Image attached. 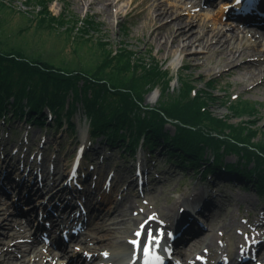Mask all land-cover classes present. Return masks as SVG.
Returning <instances> with one entry per match:
<instances>
[{"label": "rangeland", "instance_id": "374dc122", "mask_svg": "<svg viewBox=\"0 0 264 264\" xmlns=\"http://www.w3.org/2000/svg\"><path fill=\"white\" fill-rule=\"evenodd\" d=\"M3 1L11 9L0 12V21L3 22V33L10 43H19L23 39L28 44L27 48L29 49L26 50L27 53L34 55V52H39V56L45 60L50 58V61H54V64L61 68H64L58 62L61 60L70 64L71 68L82 66L83 63L89 61V58L92 56H90L92 52L89 51V48L86 49L84 47L82 51H78L75 54L72 51L74 45H66L62 35H33V23L29 21V18L33 14L31 5H24L23 0ZM161 1L162 4L160 7H168V4L173 3L175 0ZM204 1H207L208 4H205ZM209 1L212 0H185L188 3L175 7L174 13L171 16L179 14L183 19H189V26L195 29H198V24L201 20H204L207 31L212 29L213 25L219 21L222 24L220 32L222 34L227 33L229 26L235 25V23L227 10H221L225 1L220 0L215 3L212 2V4ZM128 2L129 6L126 5ZM146 3H148L146 0H120L114 5L111 11V8H105L101 4H95L93 8H87L80 0H52L48 4V8L56 15L64 12L71 17H91L96 23L97 28L95 31L93 30L92 37L94 39L101 37L111 48L118 45H125L135 51L137 56L148 58V55L152 54L156 60L165 62L171 74L176 75L182 72L188 78L193 79L195 87L197 88L202 87L201 82L203 80L212 79L213 89L211 91L221 97L210 104V110L216 116L227 115L230 123H236L240 119L227 113L226 107L221 104L223 97L229 96L233 100L241 98L256 103V111L251 119L254 124L251 126L264 131V84L254 86L259 81L258 76L253 80V78H250L241 69L228 72V66L220 56L207 52V50L197 46L195 43L185 44L182 40L181 44H185L186 50L181 51L179 48L171 47L170 49L172 51H168L166 49L170 45L168 42L165 44L163 39L160 38V35L157 37V40L151 39L147 29L143 27V21L140 18L143 13L139 11ZM149 15H151V12H149ZM243 18L240 20H243L244 23L238 24V27L245 26L251 31L256 28L252 25L254 23ZM216 27H219V25L216 24ZM20 30L23 31L21 35L18 34ZM262 30L264 31V29ZM256 40L259 43L256 47L264 49L263 38L257 39L253 35L248 36L246 33L233 41L236 46L240 47L247 46ZM228 41L231 40L229 39ZM170 86L173 88L177 86L175 78L170 81ZM150 94H155L156 103L159 97L158 90L154 89ZM155 103L150 104L145 99V104L148 106H155ZM78 110L79 113L77 112L74 117L76 131L73 133L68 130L67 125L63 127L52 125L56 124L53 120L49 122L52 127L44 130L38 125H32L34 123L29 122V124H26V121L14 118L12 115L8 116L7 122H5L3 117H0V170L2 169V165H7L2 175L5 172H10L12 179L11 182L8 180L6 182L9 193L5 196L0 194V208L2 207L5 210L2 217H0V248L3 249L6 245L12 246L13 244H18V249L21 252L26 248V245L32 244V233H35L42 240L41 225L38 227V222L41 209L43 211L45 207L44 203L40 206L41 203L36 202L41 199L40 196H46L50 193L47 197H56V202L60 203L61 206L59 207V211L57 210L56 215H61L64 211L62 207H66V205L61 201V196L56 195L64 193V190L68 186L73 187L72 184H76L77 188L83 187L82 193L79 194V199H73L74 203H80V205L88 204V201L92 202L94 198L93 205H98V207L102 206L105 203L104 198H107L113 191V201L104 205L102 210L104 214L110 213V216L114 215L115 208L128 195L132 203V207L129 210L130 212L132 211V214L134 212V217L138 214L145 213L147 218L155 217L157 223H168L169 226L162 230L163 236L169 230L174 231L175 225L182 227L181 223L174 224V221L176 215H182V212L185 210V208H182L183 200H188L190 196L193 198L191 200L195 206H197V203L202 206V214H196V219L199 223L196 220L193 230L183 233L185 236L191 237L192 233L199 230L202 226L204 230L199 232L200 234L198 236L209 232L207 225L208 218H206V215L217 211V216H220L219 220L222 219L228 227L224 231H220L219 235H217L215 243L219 246L220 250L216 248L207 250L206 245H202L192 253L186 252V256H189L185 259L186 264H192L189 263L192 258L201 260L204 264H207L208 260L209 264L215 262L218 255H220L221 259L222 257H227V259L228 257L231 258L236 255L239 247L243 249L248 244L247 242L250 241L253 243L262 242V248H264V198L262 201L260 200L258 192L255 191L254 187L249 186L247 183L239 182L232 177L218 178L212 177L211 174L203 177L199 171L204 169V165L198 168V171H195L191 168H185L180 164L176 165L168 162L169 156L163 153L165 148L161 143L157 144L153 150L137 149L135 156L133 155L132 157H129L127 154L121 156L124 147L120 146L109 149L105 143V138L102 136L94 141L90 139L88 124H86V120L81 113L82 108L80 107ZM44 115L49 118V110L46 109ZM242 118L243 120H248L249 117L245 116ZM167 128L169 135L174 136L175 130L171 126ZM259 137L260 135H258ZM14 140H16L18 145L16 147L18 148L14 145L11 146V142ZM208 156L210 155L208 154ZM16 159H19V161ZM20 159L26 161L29 168L37 170V172L39 171L40 178L37 183V180L35 181V186V177H32L31 173H27L26 169L21 171L22 165ZM173 160L175 159L173 158ZM179 161V159L175 160L177 163ZM76 162L80 163L81 170L79 178L73 179L72 169ZM237 162L238 158L233 155L226 156L223 160L224 165L236 164ZM10 163L11 166L16 167L12 168L8 166ZM140 169L143 171L141 178H139ZM60 174L64 175V178ZM86 175L87 180L85 181ZM1 177L0 192H3L1 189ZM17 178L20 179L21 184H24L22 189H24L23 192L25 194L22 193L20 199L25 198L26 194H28V197L33 193L36 195L33 205L34 209L31 203L26 204L24 201L18 199L19 197L15 201V193L11 186L13 184L14 186L17 185ZM98 179H100L99 191L93 194V198L90 199L89 193L93 191ZM42 182L44 183V187L40 188ZM52 185H55V189L49 192L43 191L44 194H40V191ZM203 192H205L204 195ZM199 193L200 195L198 196L201 197L197 200L194 198V194ZM206 200L209 202L207 203ZM40 201L48 203L44 199ZM11 202H21L23 209L29 212V219L32 220V231L30 230L28 233L13 238L8 236L10 232L8 224L12 223L11 219L16 217L11 212V207L9 206ZM189 202H191L190 199ZM50 204H54V202ZM36 208H38L37 211ZM78 209H80L79 206L77 208L74 207L69 215V210H66L64 211L63 217H53L51 220L48 219V221L49 223H53L56 219L61 221L62 218H66L67 221H76L80 214ZM170 210L172 213H170ZM157 212L160 215H166L167 218L162 220L157 216ZM67 215L71 220L68 219ZM87 215L89 218L92 216L89 212H87ZM189 215L188 213H184L182 215V221ZM17 217L20 226H23L25 217L21 215ZM43 231L46 232L45 230ZM63 233L62 231L59 232L60 235H63ZM67 234L66 232L65 237ZM126 234H123L124 239H126ZM51 238V233L49 232L48 236L43 239L52 242L54 239ZM183 240L185 241L186 238ZM56 242L59 243L57 240ZM43 245H45L44 242ZM178 247L177 250L183 252L184 246L179 245ZM49 248L52 247L49 246ZM83 248L86 249V246L83 245ZM67 251L66 254L69 258H65L63 264L84 263L83 257L84 255L86 256V250L83 252L74 246L73 243H69ZM88 254L91 253L88 252ZM97 254L100 256V253ZM179 257L181 262H184V255L179 254ZM84 260L87 264H92L88 263L86 258ZM52 264H54V261Z\"/></svg>", "mask_w": 264, "mask_h": 264}, {"label": "trees", "instance_id": "16d2710c", "mask_svg": "<svg viewBox=\"0 0 264 264\" xmlns=\"http://www.w3.org/2000/svg\"><path fill=\"white\" fill-rule=\"evenodd\" d=\"M51 1L23 0L32 6V34L62 35L66 45H74L75 54L85 47L92 56L79 67L71 68L62 60L58 62L64 68L58 67L39 52L32 55L28 48L10 43L0 21V117L12 115L51 128L44 115L48 109L56 123L52 125H67L73 133L81 107L90 138L104 137L109 149L124 147L121 156L131 157L139 148L153 150L161 143L168 162L195 171L204 165L199 171L204 177L227 172L264 196V131L251 126L256 103L223 97L227 113L240 119L230 123L227 115L216 116L210 110L221 97L211 91L212 79L197 88L193 79L182 72L171 74L152 54L137 56L125 45L111 48L101 37H92L97 28L91 17L53 14L48 8ZM6 10L11 9L0 0V12ZM19 43L28 45L23 39ZM174 78L175 88L170 86ZM154 89L159 97L155 106H148L145 99ZM245 116L248 120H243ZM168 126L175 130L174 136ZM232 155L238 162L224 165V158Z\"/></svg>", "mask_w": 264, "mask_h": 264}, {"label": "bare ground", "instance_id": "6f19581e", "mask_svg": "<svg viewBox=\"0 0 264 264\" xmlns=\"http://www.w3.org/2000/svg\"><path fill=\"white\" fill-rule=\"evenodd\" d=\"M119 1L120 0H80V2L87 8H93L95 4H101L105 8H111V11L114 5H116ZM146 1H148V3L144 4L139 11L143 13L140 16L141 20L143 21V27L147 29V32L149 33L151 39L157 40V37H159L160 35V38L163 39V42L165 44L168 42L170 44L166 48L168 51H172V49H170L171 47L179 48L181 51H184L186 50L185 44L195 43L197 44V46L207 50V52L214 53L220 56V58L223 59L227 64L228 72H232L236 69H241L245 71L248 76H250V78H253V80L258 76L259 81L256 82L254 86L264 84V49L256 47L259 45L257 40L252 42L251 44H248L247 46L239 45L240 47L236 46L235 42L233 41L234 39L237 40L240 36L245 35V33L248 36L253 35L257 39L263 38L264 40V31L262 29L258 28L251 31L245 26L238 27V24H241V22L235 21V25H230L229 31L222 34L220 32V27H222V24H220L219 21H217V23L213 25L212 29H209L207 31L205 29L206 23L204 20H201L198 24V29H195L189 26V19H183V17L179 14H174L173 16H171L174 13L175 7H178V5L181 4L183 5L188 3L185 2V0H175L176 3H174L175 1L173 2L174 4L169 3L168 7H160V5L162 4L161 0ZM218 1L219 0H212L210 4H212V2L215 3ZM205 4L208 3L205 2ZM126 5L129 6V2L126 3ZM261 5H263V3L259 6ZM226 8L227 5L223 3L221 10H227ZM233 8L235 10H243L247 13L246 7L242 4H236L233 6ZM149 12H151V15H149ZM216 24L219 25V27H216ZM229 39L231 41H228ZM182 40L185 42V44H181ZM12 44H15L16 46H22L24 47V49H26L28 46H25L22 43ZM253 58L255 59L252 60ZM250 60L255 61L252 63L256 64H252ZM155 99V94H150L149 96H147L146 101L150 104H154ZM4 166L5 165L1 166L2 169L0 170V177L2 176L3 169H5L7 165L5 167ZM61 177L64 178V175H61ZM1 180L3 181V176L1 177ZM17 181V185L14 186L13 184L12 186H10L15 193V197H19L18 199H20V195H22V193L25 194L23 192L24 189H22L24 184L20 183L21 181L19 178H17ZM35 181L37 183L39 180L34 179V186L36 184ZM99 187L100 179L97 180L93 191L89 193L90 199L93 198V194L99 191ZM6 189H3L5 192H0V194L5 196L7 194ZM53 189H55V185H52L45 190L40 191V194H44L43 191L49 192ZM74 189V191H76L77 187L74 186ZM112 192L107 198H104V205L108 204V202L113 201L114 193ZM81 193L82 192L79 191L77 195ZM198 195H200V193L196 195L194 194V198H196L197 200L201 197ZM43 196L45 195H42V197ZM58 196H61V201H63L65 204L68 203L65 195L60 194ZM35 197L36 195L33 193L30 194L29 197L26 196L25 198L20 200L24 201V203L27 204L31 203L32 205L34 203ZM189 199L192 202L193 198H191V196L189 197ZM189 199L183 200L182 208H185V211H187L185 213L193 214V210L196 208H194L195 205L193 204V202H189ZM93 201H95L94 198L92 202ZM92 202L88 201V204L85 203L83 207L85 212H89L90 214H92L91 218L86 222H78L76 226L71 224L72 226L79 228L74 232L71 231V234L64 241L61 239L60 244H58L59 247H57L55 243L51 242H48L49 245H43L42 240L38 238L35 233H32V244L26 245V248L21 251L22 253L18 249V244H13L12 246L6 245V250L5 248H0V264H52L53 261L54 264H63V260L65 258H69V256L66 254L68 252L67 246L69 243H73L74 246H76L83 252L86 250V253L90 252L91 254H94L93 257L89 255V257H86L84 255L83 264H87L84 258L87 259L88 263H97L99 261V263L101 264H153V261L150 262L151 259H149V257L153 253H158V256L162 258H167L168 251L171 249L167 247L168 232L165 234L166 237H163L159 234V230H163L165 227L169 226L167 222L157 223V219L155 217H152V220L149 219L147 221L148 218L145 213L138 214L136 217H134V212L132 214V211L130 212L129 210L132 207V203L130 202L128 195L124 200L121 201L120 204H118V206L114 210V215L112 216H110V213L104 214L102 212L104 205L98 207V205L94 206ZM9 206L11 207V212L14 213L16 217L12 218V223L8 224L11 232L8 233V236L10 238H13L16 236H21L24 233H28L30 232V230L32 231V220L29 219V212L23 209L21 202H11ZM71 207L73 206H69V211L71 210ZM29 208L31 207L29 206ZM4 211V208L1 207L0 217H2ZM170 213H172L171 210ZM19 215L25 217V223L23 224V226H20V223L18 221L17 216ZM157 216L162 220L167 218L166 215H160L159 212H157ZM206 218H208L207 225L209 227V232L198 236V234H200L199 232H202V230H204L202 226L199 230L192 233L191 237L187 238L185 241L183 239H178V241L175 242V254L184 255L183 264L187 263L185 259L189 257L186 256V252L192 253L202 245H206V248H208L207 250H210L211 248L220 250L219 246L215 243L217 235H219L220 231H224V229L228 227L224 224L222 219L219 220L220 216H217V211L207 214ZM67 222L68 221L64 219L62 222H45L44 225H48V229H50L51 235L55 238L59 236L61 228L64 227ZM145 222L146 226L143 230V235L142 237H139L137 235V232L141 230L139 228L140 223ZM178 222L181 223V226H184L185 224H187V222L189 224H192L193 219L192 217H190L182 221V216H178L177 214L174 224H177ZM40 224L43 225V221L39 220L38 225ZM149 231L152 232L151 241H149ZM125 233H127L126 239H124L123 237V234ZM133 241H139V244H134ZM83 245L86 246V249L83 248ZM179 245L184 246V250H182L183 252L177 250V247ZM49 246H51L52 248H49ZM253 246L254 244H250V248H252ZM159 247L161 248V251L156 252ZM25 251H27V253H25ZM97 253H100V256ZM239 255L243 256V251L241 249H239ZM257 259L261 262H264V248L258 252ZM217 260L221 261L220 255H218L215 262ZM190 261L189 263L192 264H203L196 258H192Z\"/></svg>", "mask_w": 264, "mask_h": 264}, {"label": "snow or ice", "instance_id": "6c2138e0", "mask_svg": "<svg viewBox=\"0 0 264 264\" xmlns=\"http://www.w3.org/2000/svg\"><path fill=\"white\" fill-rule=\"evenodd\" d=\"M236 2L239 3L240 0H236ZM137 235H140V233H137ZM148 236H149L150 238L152 237V232H151V231L148 232ZM133 243L135 244L136 242L133 241Z\"/></svg>", "mask_w": 264, "mask_h": 264}]
</instances>
